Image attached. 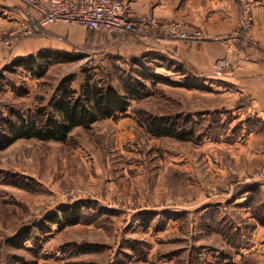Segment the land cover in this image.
I'll return each instance as SVG.
<instances>
[{"label":"rangeland","instance_id":"rangeland-1","mask_svg":"<svg viewBox=\"0 0 264 264\" xmlns=\"http://www.w3.org/2000/svg\"><path fill=\"white\" fill-rule=\"evenodd\" d=\"M246 3L254 27L253 2L244 0L233 26L209 40L228 51L244 46L228 49L222 37L241 23ZM26 12L0 28V119L14 121V112L25 116L47 106L63 83L79 90L89 76L122 95L131 87L148 95L129 98L114 118L74 128L64 143L18 139L0 149V264H264V224L258 222L264 220V181L244 182L264 160L239 167L232 152L218 146L233 138L227 134L231 115L215 92L208 95L206 83L187 86L184 72L156 63L148 55L154 50L126 33L55 23L9 42L7 33L31 21ZM249 34L256 42L253 28ZM45 48L76 58L52 63L41 78L12 65ZM223 59L225 67L217 68L218 59L216 71L228 68ZM186 114L194 129L187 141L147 132L149 116ZM217 116L226 128L216 121L208 129ZM246 186L258 189L248 195ZM64 207L80 222L51 223ZM20 230L28 238H14Z\"/></svg>","mask_w":264,"mask_h":264},{"label":"crops","instance_id":"crops-1","mask_svg":"<svg viewBox=\"0 0 264 264\" xmlns=\"http://www.w3.org/2000/svg\"><path fill=\"white\" fill-rule=\"evenodd\" d=\"M125 1L135 14L150 15L163 22L182 21L203 31L206 38L202 42L145 45L166 54L172 63L183 65L181 72L186 75L187 86L206 83L211 88H207V94L214 91L215 98L223 101L224 108L220 107L225 114L231 115L224 129L227 126V134L233 139L231 142L218 141V146L232 152L235 164L245 167L251 161L264 160V0H250L255 17V45L229 51L209 39L233 26L238 17L237 9L244 0ZM22 14L28 17L17 0H0V28L13 24L19 17L24 18ZM71 29V26L67 28ZM223 58L228 59V68L216 71L215 62Z\"/></svg>","mask_w":264,"mask_h":264},{"label":"trees","instance_id":"trees-1","mask_svg":"<svg viewBox=\"0 0 264 264\" xmlns=\"http://www.w3.org/2000/svg\"><path fill=\"white\" fill-rule=\"evenodd\" d=\"M148 55L151 56L156 63L166 61V67H172V71H182L183 65L180 63H172V60L169 59L166 54L152 51ZM73 58L76 57L72 56L70 52L54 51L45 48L27 57L17 58L12 61V65L16 68H23L25 72H29L30 75L36 78H41L52 63L68 62L72 61ZM1 75L0 73V76ZM157 75L158 74H152L153 77L161 80V76ZM141 89L143 90L144 88L141 87ZM59 90L60 94L57 99L47 106L36 108L34 112H29L25 116L20 112H14L12 113L15 116L14 121L1 118L0 123L5 125V129L0 127V149L7 147L18 139H36L39 141L64 143L67 141L74 128H88L91 124L99 120L109 117L114 118L127 110L129 98L148 95V92L144 93V90L142 94H140V92L134 90V87L127 88L128 96L122 95L112 85L92 80L90 76L86 78L79 90L71 88L66 82L63 83ZM214 113L216 112H207V115H212ZM189 118L190 115L188 114L183 116V118H181V116H176L175 118L170 116H149L147 117L148 120L146 119V129L148 133L156 138L170 137L179 141H187L194 135L193 126L189 124L192 120ZM204 119L206 118H201V122L205 121ZM216 121L220 122L218 116L216 119L209 118L206 127L208 126V129L210 127L212 128ZM225 125L226 124H221L220 122L218 127L221 128ZM257 189V186H246L243 191L249 195ZM61 213L62 218L58 219L59 216L54 213L49 217V221L56 224L59 228L73 226L80 222L78 214L69 211V207L62 208ZM258 222L261 225L264 224L263 219L258 218ZM27 229L28 226L24 228L25 231ZM15 236L21 240L22 237L28 238L27 234H22L21 230L13 237L15 238ZM14 244L18 246V244Z\"/></svg>","mask_w":264,"mask_h":264},{"label":"built area","instance_id":"built-area-1","mask_svg":"<svg viewBox=\"0 0 264 264\" xmlns=\"http://www.w3.org/2000/svg\"><path fill=\"white\" fill-rule=\"evenodd\" d=\"M26 10L31 12V21L18 30L6 34L11 42L20 35H30L35 27H46L55 23H74L85 29L102 32L127 33L135 40L157 44L170 41L190 43L205 40L203 32L187 27L178 22H163L150 15L133 13L129 4L123 0H18ZM252 5H243L241 23L230 37L223 36L226 48L241 43L255 45L250 37L252 26ZM218 69L226 65L225 59L218 62ZM264 181V167L250 173L245 183Z\"/></svg>","mask_w":264,"mask_h":264}]
</instances>
